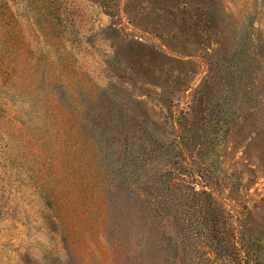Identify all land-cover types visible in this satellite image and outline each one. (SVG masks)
I'll return each mask as SVG.
<instances>
[{"label":"rangeland","instance_id":"obj_1","mask_svg":"<svg viewBox=\"0 0 264 264\" xmlns=\"http://www.w3.org/2000/svg\"><path fill=\"white\" fill-rule=\"evenodd\" d=\"M0 264H264V0H0Z\"/></svg>","mask_w":264,"mask_h":264}]
</instances>
